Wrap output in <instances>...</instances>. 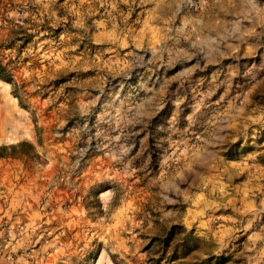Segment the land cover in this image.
I'll return each instance as SVG.
<instances>
[{
	"label": "rangeland",
	"instance_id": "rangeland-1",
	"mask_svg": "<svg viewBox=\"0 0 264 264\" xmlns=\"http://www.w3.org/2000/svg\"><path fill=\"white\" fill-rule=\"evenodd\" d=\"M4 264H264V0H0Z\"/></svg>",
	"mask_w": 264,
	"mask_h": 264
},
{
	"label": "trees",
	"instance_id": "trees-1",
	"mask_svg": "<svg viewBox=\"0 0 264 264\" xmlns=\"http://www.w3.org/2000/svg\"><path fill=\"white\" fill-rule=\"evenodd\" d=\"M0 77L5 78L9 81H13V75L10 70L6 67L3 61L0 59Z\"/></svg>",
	"mask_w": 264,
	"mask_h": 264
},
{
	"label": "crops",
	"instance_id": "crops-1",
	"mask_svg": "<svg viewBox=\"0 0 264 264\" xmlns=\"http://www.w3.org/2000/svg\"><path fill=\"white\" fill-rule=\"evenodd\" d=\"M0 264H4V263L2 262V260H0Z\"/></svg>",
	"mask_w": 264,
	"mask_h": 264
}]
</instances>
